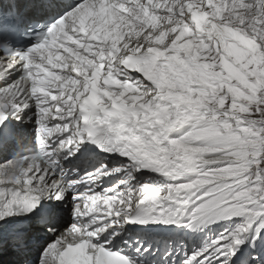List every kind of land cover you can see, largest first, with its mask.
I'll list each match as a JSON object with an SVG mask.
<instances>
[{
    "label": "snow or ice",
    "instance_id": "obj_1",
    "mask_svg": "<svg viewBox=\"0 0 264 264\" xmlns=\"http://www.w3.org/2000/svg\"><path fill=\"white\" fill-rule=\"evenodd\" d=\"M0 58V254L264 264V0L10 3Z\"/></svg>",
    "mask_w": 264,
    "mask_h": 264
},
{
    "label": "bare ground",
    "instance_id": "obj_2",
    "mask_svg": "<svg viewBox=\"0 0 264 264\" xmlns=\"http://www.w3.org/2000/svg\"><path fill=\"white\" fill-rule=\"evenodd\" d=\"M3 162V157L0 156V163ZM0 264H20V262L13 250L6 249L2 254H0Z\"/></svg>",
    "mask_w": 264,
    "mask_h": 264
}]
</instances>
